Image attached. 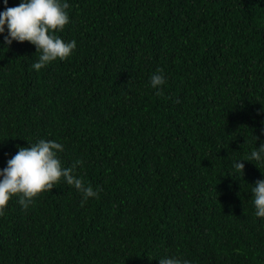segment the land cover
Returning a JSON list of instances; mask_svg holds the SVG:
<instances>
[{"label":"trees","instance_id":"1","mask_svg":"<svg viewBox=\"0 0 264 264\" xmlns=\"http://www.w3.org/2000/svg\"><path fill=\"white\" fill-rule=\"evenodd\" d=\"M68 3L65 60L36 71L34 45L0 36V168L55 140L99 195L61 180L27 209L10 199L0 264H264L250 192L264 164L229 175L264 142V0Z\"/></svg>","mask_w":264,"mask_h":264},{"label":"clouds","instance_id":"2","mask_svg":"<svg viewBox=\"0 0 264 264\" xmlns=\"http://www.w3.org/2000/svg\"><path fill=\"white\" fill-rule=\"evenodd\" d=\"M3 4L0 36H3L4 46H10L14 41H27L34 45L35 53L40 54L31 65L34 70L39 71L53 61L65 60L72 55L76 41H65L56 34L70 22L68 0H20L14 7H8V0H3ZM166 79L163 70L157 69L150 77L149 86L159 95ZM261 131L264 133V128ZM62 151L63 145L55 140L39 139L35 143L28 141L27 147L18 146V151L7 159L6 166L0 168V215L4 214L13 197H17L19 204L27 209L35 197L43 191H51L61 180L80 192L85 201L98 198L97 190L73 174L80 161L70 168L62 166L58 156ZM242 160L264 164V142L256 146L247 158L233 160L229 175L244 174ZM250 192L255 216L264 218V179H257ZM158 258L159 264H189V261L174 255L165 254Z\"/></svg>","mask_w":264,"mask_h":264}]
</instances>
